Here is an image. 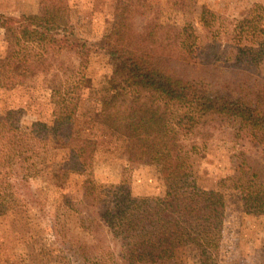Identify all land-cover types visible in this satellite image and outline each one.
Listing matches in <instances>:
<instances>
[{"label": "rangeland", "instance_id": "1", "mask_svg": "<svg viewBox=\"0 0 264 264\" xmlns=\"http://www.w3.org/2000/svg\"><path fill=\"white\" fill-rule=\"evenodd\" d=\"M121 2H58L63 21L55 31L51 28L57 41L49 45L16 44L17 25L0 27V114L15 110L27 134L38 123L51 125V88L63 85L77 100L74 129L95 143L87 169L70 172L60 182L54 170L68 150L52 148L36 159L37 173L28 182L8 177L13 207L0 216V264H151L136 263L126 247L130 238L109 228L105 214L112 196L100 198L83 186L85 180L102 192L122 186L132 197L147 199L163 198L168 190L158 164L128 160L123 138L100 120L103 109L127 106L134 97L102 49ZM50 4L0 0V15L12 20L47 16ZM176 4L133 0L122 16L123 28L137 34L156 17L159 42L173 57L171 73L207 94L264 91V0H186L183 8ZM186 25L194 34L189 47L195 54L185 63L177 56V34ZM64 36L72 46L63 42ZM42 53L50 63L47 75H19L27 56ZM259 111L264 117V106ZM261 133L259 127L249 131L240 123L208 120L199 135L179 136L191 172L186 189L194 182L199 190L217 193L222 211L216 225L187 230L173 256L155 264H264V206L258 207L264 205Z\"/></svg>", "mask_w": 264, "mask_h": 264}, {"label": "trees", "instance_id": "2", "mask_svg": "<svg viewBox=\"0 0 264 264\" xmlns=\"http://www.w3.org/2000/svg\"><path fill=\"white\" fill-rule=\"evenodd\" d=\"M62 1L51 0L47 16L22 15L12 20L0 15V27L17 25L16 44L55 43V32L51 34L50 30L61 26L58 6ZM131 1L122 0L117 8L111 35L102 43V49L134 97L127 106L103 109L100 120L123 138L128 160L158 164L166 176L168 190L163 198L147 199L132 197L122 186H109L106 192L97 191L90 180H85L83 186L100 198L112 196L105 214L109 228L116 235L130 238L126 247L136 263L155 264L173 256L187 230H208L216 225L222 211L217 193L199 190L193 181V187L186 189L191 172L187 170V152L179 143V136L199 135L208 120H224L246 125L249 131L259 127L264 144V117L259 111L264 106V91L234 96L207 94L184 77L173 75V57L159 42L156 17L147 20L137 34L124 30L122 16ZM174 1L183 8L186 0ZM204 12L203 8L200 19ZM177 35H181L177 56L186 63L195 54L189 47L194 34L186 25ZM70 41L64 36L63 42L68 47L72 46ZM23 64L19 75L24 77L34 73L47 75L50 71L43 53L27 56ZM62 86L51 88L54 107L51 125L38 123L37 129L27 134L21 131L15 110L0 114V216L13 207L8 200L12 196L6 188L8 177L13 175L18 182H28L37 173L36 159L51 148L68 150L63 162L55 166L57 182L70 172L85 171L90 165L95 143L78 136L73 125L77 100ZM261 206L264 205L258 207ZM260 212L264 214V210Z\"/></svg>", "mask_w": 264, "mask_h": 264}]
</instances>
